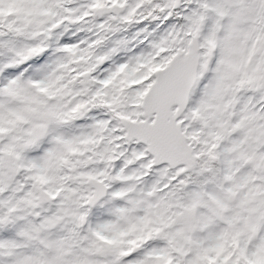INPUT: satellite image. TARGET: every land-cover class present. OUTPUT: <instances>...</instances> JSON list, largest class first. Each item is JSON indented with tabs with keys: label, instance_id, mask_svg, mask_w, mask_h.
Segmentation results:
<instances>
[{
	"label": "snow or ice",
	"instance_id": "1",
	"mask_svg": "<svg viewBox=\"0 0 264 264\" xmlns=\"http://www.w3.org/2000/svg\"><path fill=\"white\" fill-rule=\"evenodd\" d=\"M0 264H264V0H0Z\"/></svg>",
	"mask_w": 264,
	"mask_h": 264
},
{
	"label": "flooded vegetation",
	"instance_id": "2",
	"mask_svg": "<svg viewBox=\"0 0 264 264\" xmlns=\"http://www.w3.org/2000/svg\"><path fill=\"white\" fill-rule=\"evenodd\" d=\"M145 23H147L148 24V27L150 28V27H152V25H153V23L154 22H145ZM136 27H138V25H129L128 26V28L126 29V30H128V31H126L127 33H128V35H129V37H131L132 36V34L131 33H133V31H134V29L136 28ZM123 31L124 30H121V31H118V32H116V33H113L111 36H110V38H111V40H110V43L109 42H105V47H107V46H111V44H112V42H113V40H115V39H117L118 37H117V34L119 35V38L120 37H124L125 35H124V33H123ZM129 32H130V34H129ZM131 35V36H130ZM138 39V38H137ZM107 44V45H106ZM137 44V40H129L128 41V46H126L125 48H121L120 50H123V49H128L131 45H136Z\"/></svg>",
	"mask_w": 264,
	"mask_h": 264
},
{
	"label": "trees",
	"instance_id": "3",
	"mask_svg": "<svg viewBox=\"0 0 264 264\" xmlns=\"http://www.w3.org/2000/svg\"><path fill=\"white\" fill-rule=\"evenodd\" d=\"M126 31H128V30H126ZM125 30L123 31V33H124V37L126 38V37H129V35H128V33L126 32ZM129 34H130V32H129ZM132 34V33H131ZM131 36V35H130ZM117 37L119 38V35L117 34ZM110 40H111V38L109 37V39H108V41L107 42H109L110 43ZM107 45V44H106ZM121 51V50H120ZM124 50H122V52L121 53H124L123 52Z\"/></svg>",
	"mask_w": 264,
	"mask_h": 264
}]
</instances>
